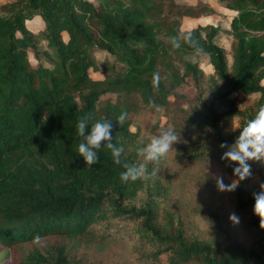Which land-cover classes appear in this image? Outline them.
<instances>
[{"label":"trees","instance_id":"16d2710c","mask_svg":"<svg viewBox=\"0 0 264 264\" xmlns=\"http://www.w3.org/2000/svg\"><path fill=\"white\" fill-rule=\"evenodd\" d=\"M219 2L237 11L226 30L233 38L231 63L217 42L220 26L200 24L190 30L214 68L209 98L204 96L205 73L185 59L194 50L183 42L172 48L171 40L162 37L181 36L179 19L190 12H175V0L0 3V245L19 255L7 252L0 264H76L63 242L28 252L23 248L44 237L99 233L107 238L127 231L135 235L132 241L143 256L169 253L172 264H264V227L253 212V193L260 186L251 185L248 176L229 190L233 207L247 215L250 242L238 237L229 214L218 206L208 212L216 234L191 236L164 202L168 186L158 177L157 160L146 162L147 175L120 179L125 162H141L135 149L138 134L131 128L134 107L125 100L102 99L109 92L136 91L147 104L167 106L174 89L191 80L199 100L183 109L190 131L213 130L214 143L200 144L191 136L190 143L177 147L176 157L221 161L237 179L232 172L236 162L221 159L226 149L220 144L233 143L240 128L230 126L224 133L222 124L240 116L241 127L264 104V0ZM35 16L44 22L38 30L27 25ZM95 50L107 53L103 65ZM171 50L178 63L167 60ZM91 70L105 79H93ZM154 72L160 75L158 86L152 84ZM254 93L259 99L243 109ZM121 112L127 114L123 124L115 118ZM85 114L92 121L111 119L113 143L124 148L122 163H114L110 150L101 147L98 161L85 164L76 152L81 139L76 122Z\"/></svg>","mask_w":264,"mask_h":264},{"label":"rangeland","instance_id":"374dc122","mask_svg":"<svg viewBox=\"0 0 264 264\" xmlns=\"http://www.w3.org/2000/svg\"><path fill=\"white\" fill-rule=\"evenodd\" d=\"M8 0H0L4 3ZM175 12L180 9L187 14L180 17L181 37L185 31H190L198 25L214 24L216 26L227 25L228 21L237 13L233 9L223 7L217 0H175ZM180 6V7H179ZM179 7V8H178ZM173 14L171 18H173ZM178 17L175 15L174 17ZM41 19L27 22L30 27H36L41 24ZM66 38L67 35L65 34ZM164 37L166 42L170 39ZM233 38L229 34L219 35L217 42L226 48L228 59L231 63V46ZM100 65H103L107 53L95 50ZM172 57L167 58L171 63H178L176 54L171 50ZM187 57L196 56L192 59L197 62L200 69L205 73L203 86L206 88L204 93L209 98L211 93L208 89L210 84L208 78L215 75L213 65L210 62L209 55L201 52L196 55L194 51L186 53ZM33 59V54L30 53ZM93 79H105V74L91 70ZM191 80L174 89V94L169 95L170 104L160 106L156 104L145 103L139 93L136 91L123 92L119 96L117 93H105L103 100L117 101L125 100L131 103L134 110L131 112V128L137 132L135 149L143 146L148 138L161 128H173L178 134V140L173 143V147L157 160L158 177L168 186V194L164 197V202L172 211L175 217H181L186 225L187 232L197 238H212L216 231L209 221L208 212L213 207H221L228 214L235 213L239 219L233 222L238 237L244 242H250L253 239V232L247 225V215L244 212L237 211L231 202L229 190H219L216 186V177L223 178V182H232L235 178L230 176L224 164L221 161L200 157L195 160L178 159L176 157L177 147L182 144L190 143V137L196 138L200 144L214 143L215 133L209 130L207 133L199 134L190 131L192 124L187 122L183 109L193 107L198 103V92L192 86ZM259 94L254 93L247 97L241 107L253 106L259 99ZM158 106V107H157ZM238 129L240 127V116L230 118L224 121L222 129L224 133L229 127ZM137 156L142 161V154L137 151ZM251 165L250 184L260 186L262 181V169L264 163L256 160H249ZM235 182V181H234ZM98 235H85L76 238H63L62 236L44 237L35 242L25 244L23 251L28 252L34 247L47 248L56 242H63L67 246L68 255L72 263L76 264H172L169 253L161 254L159 257H145L138 247L135 246L133 237L135 235L127 231L124 235H113L107 238H101ZM147 251V250H146ZM19 256L11 250L2 249L0 245V258ZM148 252V251H147Z\"/></svg>","mask_w":264,"mask_h":264},{"label":"clouds","instance_id":"9594fccd","mask_svg":"<svg viewBox=\"0 0 264 264\" xmlns=\"http://www.w3.org/2000/svg\"><path fill=\"white\" fill-rule=\"evenodd\" d=\"M170 40L172 48L179 49L183 42L189 45L196 55H199L203 51L198 39L191 31H185L182 39L178 33L172 35ZM195 58V55L185 57V59ZM159 80V73L154 72L152 75L153 86H158ZM149 103L151 104L152 101L150 100ZM126 115L125 112H121L115 118L118 123L123 124ZM111 128V119L104 117L92 121L91 116L85 114L77 120L76 132L81 139L77 145L76 152L82 156L85 164L92 165L98 161L97 150L101 149V147L110 150L114 163H122L121 154L124 148L121 144L113 143ZM239 128L240 131L233 143L226 145L224 142H221L220 144L221 148L226 149L222 152L221 159L228 162H236L232 166V172L237 179H234L229 184H225L223 178L217 176L216 186L219 190H234L240 180L250 176L252 173L250 171L251 165L248 163L249 160L264 163V104H261L254 116ZM178 139V134L173 128H161L158 134L150 136L147 142L137 149L143 157L141 162H125L123 164L125 170L120 172V179L124 181L135 180L147 175L146 162L158 160L169 148L173 147V143ZM260 188L261 191L253 193V212L260 217V226L264 227V182L261 183ZM229 219L237 222L239 217L235 213H230Z\"/></svg>","mask_w":264,"mask_h":264},{"label":"crops","instance_id":"0c3cea01","mask_svg":"<svg viewBox=\"0 0 264 264\" xmlns=\"http://www.w3.org/2000/svg\"><path fill=\"white\" fill-rule=\"evenodd\" d=\"M217 3H219L220 4V2H219V0H217ZM221 6H223L222 4H220ZM223 7H225V6H223ZM234 12L235 13H237V11H235L234 10ZM234 17V16H233ZM232 17V18H233ZM232 18H231V20H232ZM39 19H41L39 16H35L34 18H32V19H30V20H28L29 22H31L32 20H38L39 21ZM230 20V21H231ZM27 21V22H28ZM41 21H42V19H41ZM230 21H228V24L225 26V25H221L222 26V29L220 30V33H219V35L220 34H222V33H225V34H228L227 32H226V30H228V29H230ZM27 25H28V23H27ZM207 25V24H206ZM44 26V22L42 21L41 22V24L40 25H38V26H36V27H30L29 25H28V27L30 28V29H32V30H38V29H40V28H42ZM65 34L66 33H64V38L65 39H67L68 38V35H67V38H66V36H65ZM219 35H218V37H219ZM218 37H217V39H218ZM231 37V36H230ZM228 53V52H227ZM94 72H98V71H94ZM100 72V71H99Z\"/></svg>","mask_w":264,"mask_h":264}]
</instances>
